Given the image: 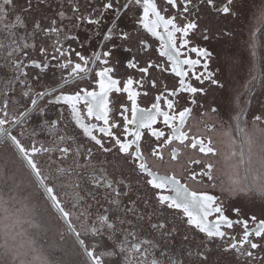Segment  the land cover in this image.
<instances>
[{"label": "snow or ice", "instance_id": "snow-or-ice-1", "mask_svg": "<svg viewBox=\"0 0 264 264\" xmlns=\"http://www.w3.org/2000/svg\"><path fill=\"white\" fill-rule=\"evenodd\" d=\"M65 3L45 25L28 15L32 0H0V184L8 200L27 198L26 180L35 189L63 225L59 264H264V191L225 189L211 137L185 130L196 109L224 122L216 92L231 96L238 135L253 105L259 114L250 122L264 128V57L256 51L264 0ZM242 5H250L247 19ZM165 73L178 78L171 87ZM168 146L175 168L167 167ZM182 149L209 158L181 164ZM236 225L239 240L225 230Z\"/></svg>", "mask_w": 264, "mask_h": 264}, {"label": "rangeland", "instance_id": "rangeland-1", "mask_svg": "<svg viewBox=\"0 0 264 264\" xmlns=\"http://www.w3.org/2000/svg\"><path fill=\"white\" fill-rule=\"evenodd\" d=\"M259 56L264 57V44L261 43ZM217 103L221 107V116L225 119L223 123L215 117L217 121L219 139L226 147L227 154L224 157L226 171L229 173V184L234 183L233 188L237 191H246L245 176L243 175V161L240 155V140L231 127L236 126L234 121L228 120L229 111L235 114V109L231 105V96L228 93H215ZM259 109L258 105H253L247 113L248 124L245 126V138L250 142V130H259L251 124V119ZM235 152V155L232 153ZM251 174V181L255 184L261 183L264 188V172L257 170L256 174L248 167ZM3 189L5 205L0 206V250L7 255L0 259V264H59L62 259V252L58 251L55 245L58 244V221L51 212H39L34 207H27L17 214L16 211H10V204L7 192L9 186L0 184ZM30 190V188H28ZM25 190V191H28ZM59 225V224H58ZM67 248V244L63 245ZM0 254L1 251H0ZM6 259V260H5Z\"/></svg>", "mask_w": 264, "mask_h": 264}, {"label": "flooded vegetation", "instance_id": "flooded-vegetation-1", "mask_svg": "<svg viewBox=\"0 0 264 264\" xmlns=\"http://www.w3.org/2000/svg\"><path fill=\"white\" fill-rule=\"evenodd\" d=\"M20 2V6L21 7H26L27 5L25 4V0H19ZM32 4H33V9L32 12L30 14H28L30 16L31 19H41L42 22L46 25L48 23V19L51 18H55L57 11L60 10L61 5H63L64 7H67L65 0H44L43 3H40V0H32ZM249 11H250V5H242V12L244 14V19H247L248 15H249ZM44 18H48V19H44ZM79 35L83 38L86 39L87 36L89 35L88 32L84 31L83 28H81V30L79 31ZM99 39V37L97 38ZM154 46L157 49V52L159 51V41L156 40L155 38H152L151 41ZM210 43L212 45H216L217 47H219V45L217 44V42L215 40L210 41ZM261 43L264 44V35L258 37L256 39V44H257V48L256 51L259 54L260 53V49H261ZM193 44L194 45H201V46H208L207 44H205L202 40H200L199 38H194L193 39ZM93 47H95V41L93 42ZM121 56V58H123V54L120 53L118 54ZM192 56L193 59L196 58V54L195 53H191L190 54ZM261 57V56H260ZM153 58H156V53L153 54ZM163 61V58H161V62ZM120 71H130V70H126L123 67H121L119 69ZM201 69H197V71H200ZM164 81L171 87L173 84L176 83V81L178 80V78H176L174 76V74L171 73H165L163 76ZM159 87V85H158ZM141 91H148L149 92V97H141V106L142 107H148L150 106V102H154L152 101V90L150 88H145V89H141ZM162 107H163V102H162ZM205 123L207 124H214L215 128L212 131H206L205 130ZM71 128V126H69ZM157 127L161 128L162 130L165 131V135L167 136L168 133V129L158 123ZM218 128V124L216 120H213L211 118V116L208 117H202L200 114V110L196 109L193 112V117L189 118L186 122V127L185 130L190 132L191 136H196L198 138H205L207 139V137H211L212 142L218 152V156L214 157V163H215V169H214V175L219 179L221 185L228 190H234L237 191L236 189L233 188L234 183L229 184V173L226 171V167L224 164V157L227 154L226 152V147H223V142L220 141L219 139V132L217 131ZM231 129L234 130V136L235 133H237V128L236 126L231 127ZM239 140H240V147L241 149L243 148L244 151V156L242 158L243 161V175L245 176V187H246V191H250L252 189H259L261 191H264V188H262V184L261 183H253L251 181V174L249 172L248 169V164H247V153H246V145L247 143H243V141L246 139L245 136H241L238 135ZM163 139V138H162ZM175 146V144L173 145ZM172 146H168L165 147L163 149L164 151V157L165 160L168 161V168H175L177 167L175 164H173L171 162V158H170V150H171ZM182 156L180 157V163L181 164H186V162L191 158V159H208L209 157L206 156H201L198 152H193L187 149H182ZM55 159V157H54ZM110 159V158H109ZM93 163H97L96 161H93ZM99 167V165H97ZM108 175L111 176L113 173V169L111 167H109L107 169ZM137 179V177H132L133 182H135V180ZM63 181L57 180V183H62ZM142 183V182H141ZM25 190H27L29 188L27 180L25 181V186H24ZM70 191H74V190H70ZM240 191V190H238ZM245 191V190H244ZM27 198H25L24 196H20L17 198L16 201H10L12 204H10V211H16L17 209V214H20L21 211H23L21 208H19L18 206H21L23 209H27V207H34V209L36 211L39 212H50V210L47 208V205L44 203V201H42L38 195L36 194V191L34 188H30V190L28 189V191H25ZM216 194H219L218 192ZM104 207H107V204L104 205ZM71 210V209H70ZM232 219H237V217H235L234 215L231 216ZM241 218H247L246 216L241 217ZM209 219H213V217H209ZM59 224V225H58ZM57 226L59 227L58 231V236L56 237V241H59V234L63 231V225H61L58 222ZM249 226L251 227V221L249 222ZM226 231H230L232 235H235L237 237V239L239 240L241 235H242V228L238 225L234 226V228L232 230H227ZM188 234L190 237H194V241H198L203 239L202 234H198L197 231L195 230H187ZM245 247H247L245 245ZM262 253H264V249L260 250ZM229 258H231V254H229Z\"/></svg>", "mask_w": 264, "mask_h": 264}, {"label": "clouds", "instance_id": "clouds-1", "mask_svg": "<svg viewBox=\"0 0 264 264\" xmlns=\"http://www.w3.org/2000/svg\"><path fill=\"white\" fill-rule=\"evenodd\" d=\"M250 142L246 145L248 167L256 174L264 172V128L250 130Z\"/></svg>", "mask_w": 264, "mask_h": 264}, {"label": "trees", "instance_id": "trees-1", "mask_svg": "<svg viewBox=\"0 0 264 264\" xmlns=\"http://www.w3.org/2000/svg\"><path fill=\"white\" fill-rule=\"evenodd\" d=\"M0 251H1V253H2V254H0V257H2L3 259H4V258L7 259V255H5L4 252H3L2 250H0ZM2 258H0V259H2ZM6 259H5V260H6Z\"/></svg>", "mask_w": 264, "mask_h": 264}, {"label": "water", "instance_id": "water-1", "mask_svg": "<svg viewBox=\"0 0 264 264\" xmlns=\"http://www.w3.org/2000/svg\"><path fill=\"white\" fill-rule=\"evenodd\" d=\"M255 114H259V109L257 110V112ZM254 117V116H253ZM261 129V128H260Z\"/></svg>", "mask_w": 264, "mask_h": 264}]
</instances>
